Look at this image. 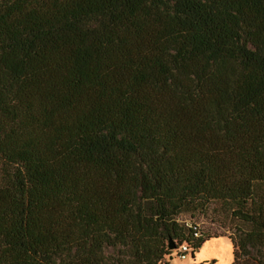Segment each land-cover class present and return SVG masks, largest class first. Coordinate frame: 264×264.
I'll list each match as a JSON object with an SVG mask.
<instances>
[{
  "label": "trees",
  "instance_id": "obj_1",
  "mask_svg": "<svg viewBox=\"0 0 264 264\" xmlns=\"http://www.w3.org/2000/svg\"><path fill=\"white\" fill-rule=\"evenodd\" d=\"M208 212L264 264V0H0V264H166Z\"/></svg>",
  "mask_w": 264,
  "mask_h": 264
},
{
  "label": "rangeland",
  "instance_id": "obj_2",
  "mask_svg": "<svg viewBox=\"0 0 264 264\" xmlns=\"http://www.w3.org/2000/svg\"><path fill=\"white\" fill-rule=\"evenodd\" d=\"M182 218L189 221L188 216H183ZM192 221L197 223L204 233L210 236L219 235V237L205 242L197 250L188 252L186 260L180 259L173 253L166 264H231L232 247L226 236H229L232 231L229 228L219 226L218 221L213 220L210 212H208L207 216H200Z\"/></svg>",
  "mask_w": 264,
  "mask_h": 264
},
{
  "label": "built area",
  "instance_id": "obj_3",
  "mask_svg": "<svg viewBox=\"0 0 264 264\" xmlns=\"http://www.w3.org/2000/svg\"><path fill=\"white\" fill-rule=\"evenodd\" d=\"M190 252V248L187 244H182L178 250V257L182 260L187 259V254Z\"/></svg>",
  "mask_w": 264,
  "mask_h": 264
},
{
  "label": "water",
  "instance_id": "obj_4",
  "mask_svg": "<svg viewBox=\"0 0 264 264\" xmlns=\"http://www.w3.org/2000/svg\"><path fill=\"white\" fill-rule=\"evenodd\" d=\"M168 249L170 250V251H173V250H175V244H174V242L173 241H169V244H168Z\"/></svg>",
  "mask_w": 264,
  "mask_h": 264
}]
</instances>
